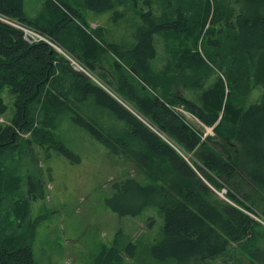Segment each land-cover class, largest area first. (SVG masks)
Segmentation results:
<instances>
[{
  "label": "trees",
  "instance_id": "1",
  "mask_svg": "<svg viewBox=\"0 0 264 264\" xmlns=\"http://www.w3.org/2000/svg\"><path fill=\"white\" fill-rule=\"evenodd\" d=\"M79 3L46 0L31 21L25 17L23 0H0V18L28 26L63 49L60 52L44 41L28 43L22 30L0 20V118L8 110L1 92L7 89L13 98L10 123H0V176L12 187H7L9 193L3 202L9 206L14 195L28 204L44 198L45 183L40 169L37 171L23 162L27 166L25 173L17 176L16 169L4 170L6 161L15 163L10 151L18 146L21 134H30L40 143L41 139L42 143L51 142L62 155L71 156V151L50 137L53 127L46 124L38 127L37 119L47 120L52 113L72 114L111 155L127 154L154 180L142 184L127 178L115 185L114 194L106 200L109 208L120 216H136L149 206L157 207L163 214V237L151 246V256L175 264H215L213 261L221 258L232 244L252 241L258 226L253 211L242 208L246 205L239 193L243 186L264 193V95L256 104L240 103L250 87H264V0H233L234 8L223 13L218 0H162L164 6L157 16L138 9L142 24L132 32L133 41L129 45L108 43L104 47L96 41L101 39L99 30L86 31L88 23ZM83 5L93 13L116 8L114 0H83ZM210 22L223 28L209 29ZM206 30L219 36L212 40L213 45L209 40L208 46L215 51H228L227 56L234 58L227 60L224 74L208 87L204 78L211 71L209 65L195 67L205 63L196 46L206 34L210 39ZM156 35L179 44L172 51L173 72L168 69L159 72L153 67L158 57ZM66 55L88 73L99 72L101 78H97L108 90L128 103L153 129L192 153L194 167L135 112L122 106L86 73L73 69ZM154 90L163 91L167 98L157 97ZM183 90L193 91L192 99H187ZM82 101L106 112L112 121L110 126L98 127L80 117L77 104ZM44 102L55 112L42 106ZM173 107H181L202 126L212 128L213 135L202 137ZM116 122L125 127L126 135L107 131ZM195 169L214 189L222 187L216 180L229 186L225 197L241 207L217 198ZM15 205L16 214L25 219L28 207L18 206L17 202ZM23 243L22 234L8 238L0 235V264H37L30 245ZM133 247L129 246L130 255ZM245 250L264 264L249 247L245 246ZM120 259L119 252L112 247L103 249L95 264H118Z\"/></svg>",
  "mask_w": 264,
  "mask_h": 264
},
{
  "label": "rangeland",
  "instance_id": "2",
  "mask_svg": "<svg viewBox=\"0 0 264 264\" xmlns=\"http://www.w3.org/2000/svg\"><path fill=\"white\" fill-rule=\"evenodd\" d=\"M218 1L222 13L226 9L229 11L234 8L233 0ZM23 2L25 17L31 21L36 19L40 9L46 5V0H23ZM77 2H81L83 5V0H77ZM114 2L116 8L104 13H93L79 3V10L88 23L86 31H100L101 39L96 41L98 43L100 41L101 47L102 45L103 47L106 46L108 43L129 45L133 41L132 32L142 24L138 9L144 13L150 11L152 15L157 16L164 6L162 0H114ZM91 22H94L95 27L90 24ZM207 23L206 26H208ZM210 28L219 31L223 26L211 24L210 22ZM206 32L208 31L206 30ZM209 34L210 39H208L209 35L206 34L204 39L200 40L196 46L197 52H200L205 60L202 65L196 64V69L203 68L204 65L208 64L209 70H211L204 78L206 87L210 86L217 76L224 74L227 60L233 58L231 55L227 56L228 51H215L212 47H209V40L213 45L215 43L212 40L219 39L217 34ZM203 36L204 32L201 39ZM195 37L196 35L192 36L191 39ZM154 38L158 53L157 60L153 63L154 69L159 72H163L165 69L173 72L172 51L178 49L179 44L177 42L171 43L160 35H156ZM200 43H202V46ZM84 73L102 86L122 106L131 112H135L130 109L128 103L103 85V82L97 78H101L99 72H95L93 75L91 72L88 73L84 70ZM107 77L110 78L111 76L107 75ZM154 92L161 99L167 98L161 90H154ZM192 92L191 90H183V95L187 99H192V96H194ZM263 95L264 87L260 85L250 87L249 91L243 95L240 105L256 104ZM1 96L8 110L0 118V123L6 125L12 119L13 98L8 95L7 89L1 92ZM69 105L74 108L78 106L81 113L79 114L80 117L88 123H93L98 127L102 124L110 126V123H112L109 116L105 115L106 112L104 114V111L95 107L94 104L82 101L77 106L71 103ZM42 106H46L51 112H55L48 102H44ZM173 108L182 114L193 127L198 129L202 137L213 135L212 128L202 126L184 109L181 107ZM98 114L101 116H98ZM135 114L142 119L141 121L148 128H152L140 114L137 112ZM52 115L47 120H43V117L37 119V126L41 127L46 124L53 127L50 135L52 140L63 144L71 151L72 155H62L51 145V142L47 144L44 140L45 142L42 143L43 139H41L40 143L32 139L30 134H21L18 146L10 151V156L12 159H16L13 161L17 165L7 160L4 170L16 169L17 176H22L27 168L23 162L37 171L40 169L39 175L45 183L43 187L44 198L28 204L22 202V199L17 200L16 195H14L12 203L8 206L6 201L3 202V200L9 193L7 187H11V185L1 175L0 235L8 238L22 234L24 236L23 244L30 245L37 264H95V259L100 252L103 249L109 250L112 247L117 249L121 257L118 264H175L172 260H156L150 254L151 246L163 237L164 217L157 207H146L136 216H120L113 212L106 202L114 194L115 185L127 178L136 179L142 184L154 181L150 179L147 170L125 153L120 157L111 155L106 147L83 126L82 122L80 124L72 118L75 115H64L63 112L52 113ZM83 115L91 122L85 119ZM110 118L113 119L111 116ZM152 130L158 132L162 140L173 147L189 165L193 166L195 159L192 153H187L179 148L171 139L158 130L153 128ZM107 131L117 136L126 135L125 127L117 122L112 125V129L108 128ZM27 141L28 144H26ZM113 144L115 143L113 142ZM196 172L201 180L212 188L217 198L241 207L225 197L227 190H230L229 186L225 187L221 180H216L222 187L220 190L214 189L200 171L196 170ZM11 184L15 186L14 183L11 182ZM165 186L169 187L168 184H165ZM231 193L235 195V192ZM262 195L264 196V193L260 189L243 186L239 197L242 203L246 205L242 208L253 211V218L258 224L254 232L255 237L252 241L232 244L221 258L213 261L215 264H262L255 260L247 252L248 250H245V246L249 247L260 261H264V197ZM16 202L18 206L28 207V216L26 217H29L28 219H24L25 216L16 214L14 210ZM130 245L134 246L132 255L129 254V251H131V249L129 250Z\"/></svg>",
  "mask_w": 264,
  "mask_h": 264
},
{
  "label": "built area",
  "instance_id": "3",
  "mask_svg": "<svg viewBox=\"0 0 264 264\" xmlns=\"http://www.w3.org/2000/svg\"><path fill=\"white\" fill-rule=\"evenodd\" d=\"M1 20H3L6 23H10L9 21H7L5 19H1ZM10 24L15 26V27H18L20 30H22L24 39H27V40L33 39L37 42L44 41V42L48 43L49 45H51L52 47H54V49L58 50V47L56 46L55 43L51 42L50 40H48L47 38L42 36L38 31H36V30H34L28 26L20 25L18 23H10ZM66 56H67V59L70 61L73 69L84 72L85 69L74 58H72L68 55H66Z\"/></svg>",
  "mask_w": 264,
  "mask_h": 264
},
{
  "label": "bare ground",
  "instance_id": "4",
  "mask_svg": "<svg viewBox=\"0 0 264 264\" xmlns=\"http://www.w3.org/2000/svg\"><path fill=\"white\" fill-rule=\"evenodd\" d=\"M25 40H26L28 43H37V41H35V40H33V39H32V40H31V39H28V40L25 39ZM250 215H251V214H250Z\"/></svg>",
  "mask_w": 264,
  "mask_h": 264
},
{
  "label": "water",
  "instance_id": "5",
  "mask_svg": "<svg viewBox=\"0 0 264 264\" xmlns=\"http://www.w3.org/2000/svg\"><path fill=\"white\" fill-rule=\"evenodd\" d=\"M58 50H59V51H61V49H60V48H58ZM61 52H62V51H61ZM136 116H137V115H136ZM137 117H138V116H137ZM138 118H139V117H138ZM139 119H140V120H142L141 118H139ZM162 137H163V136H162ZM163 138H164V137H163Z\"/></svg>",
  "mask_w": 264,
  "mask_h": 264
},
{
  "label": "crops",
  "instance_id": "6",
  "mask_svg": "<svg viewBox=\"0 0 264 264\" xmlns=\"http://www.w3.org/2000/svg\"><path fill=\"white\" fill-rule=\"evenodd\" d=\"M90 24L95 27L94 22H91Z\"/></svg>",
  "mask_w": 264,
  "mask_h": 264
}]
</instances>
